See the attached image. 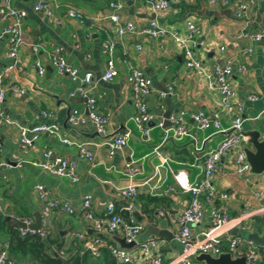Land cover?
I'll list each match as a JSON object with an SVG mask.
<instances>
[{"label":"crops","instance_id":"obj_1","mask_svg":"<svg viewBox=\"0 0 264 264\" xmlns=\"http://www.w3.org/2000/svg\"><path fill=\"white\" fill-rule=\"evenodd\" d=\"M110 1L46 0L54 12V19L62 22L57 25L44 13L34 11L38 0H13L16 9L27 12L23 22L26 44L19 48L15 69L4 79L6 100L3 109L15 126L0 128V250L4 244L10 243L12 230H20L6 218L22 222L32 220L34 224L35 215L42 216L44 203L39 198L38 189L42 186L49 201L68 203L76 212L69 215L54 211L45 240L49 251L63 253L60 256L66 261L79 257L82 264H104L107 250H103L100 258L81 255L82 242L77 234L101 238L114 245L118 244L113 237L121 235L94 231L82 215L83 199L91 195L95 216L103 217L115 193L134 184L139 193L135 213L144 217L147 226L166 231L173 237L151 235L143 225L145 229L139 244L155 237L158 240L155 253L163 257L164 263L176 260L182 253L176 241L180 230L178 219L187 208L190 195L177 187L173 173L185 171L191 182L200 181L207 156L217 150L226 136L214 128L200 130L198 124L187 116L191 136L174 140L165 116L168 111H186L188 115L220 112L222 127L228 129L231 126L235 114L222 110L221 96L210 86L209 74L216 63L232 62L245 67L243 74L232 78L236 99L243 105V131H260L264 135V41L256 42L245 37L264 32V0H253L254 4L249 0H233L229 7L211 6L204 0H176L171 2L169 9L160 12L154 11L143 0H123L124 6L119 12L122 23L133 22L138 28L157 20L168 31L183 32L186 23L193 21L200 32L198 54L205 68L201 73L186 67L183 52L169 35L157 40L138 34L117 37L110 21L113 14ZM241 1H249V11L246 17L238 18L237 7ZM2 2L0 0V5ZM71 10L84 15L85 23L71 19L68 16ZM7 24L0 19V34ZM105 40L116 42L115 62L119 76L112 83L100 81L108 61L102 46ZM139 45L141 50L137 49ZM33 46L37 47L36 51ZM57 47L65 50L69 63L82 75H94L92 93L98 97L99 111L110 119L104 132H97L89 121L79 128L68 124L72 110L87 114V101L70 96L73 83L68 76L60 75L52 64L50 54ZM9 49L8 41L3 39L0 42V72L10 63ZM125 56L153 81V94L147 103L149 110L156 115V122L150 126L149 138L143 136L133 121L137 110L130 92L128 70L123 63ZM37 62L45 68L42 76L38 73ZM170 88L174 95L167 94L162 98L161 94L169 92ZM251 96L257 100H250ZM43 111L54 112L50 122L60 128L64 139L87 144L95 152L94 166L78 159L76 146H67L48 136H43L27 154L21 151L18 126L32 127L43 122L39 120ZM123 132H130L131 140L121 153L110 159L107 144ZM242 144L223 156L215 181L216 188L229 195V200L222 204L223 208L232 219H240L223 236L224 253H230L229 241L234 237L249 241L250 235L257 234L264 239V211L243 217L264 209V174L237 172L236 159L243 152ZM157 148L161 155L155 152ZM48 152L52 153V160L78 161L80 183L73 185L68 179L54 177L34 166V163L46 162ZM164 159L168 160L167 163ZM131 163L140 170L134 181L127 174V165ZM172 186L174 191H170ZM160 212L165 215L161 216ZM210 226L207 217L201 225L192 227L193 234L200 237ZM131 250L140 252L139 247ZM244 250L245 246L240 245L231 254L233 258H239ZM12 258L18 264H37L31 254L13 255ZM194 264L205 263L195 261Z\"/></svg>","mask_w":264,"mask_h":264},{"label":"built area","instance_id":"obj_2","mask_svg":"<svg viewBox=\"0 0 264 264\" xmlns=\"http://www.w3.org/2000/svg\"><path fill=\"white\" fill-rule=\"evenodd\" d=\"M150 5L154 11L160 12L170 8L171 2L176 0H143ZM211 6L221 5L229 7L233 0H204ZM254 4L253 0H249ZM241 1L237 7V17H246L249 11L248 2ZM110 9L113 14L110 16V21L116 29V35L119 38L127 34L144 35L152 39H159L164 36H171L177 43L186 59V67L194 69L201 73L205 70L202 60L198 54L200 42L198 40L200 32L197 25L193 21H188L183 32L168 31L163 28L157 20L150 21L146 26L138 28L135 23H122L119 12L123 9V0H111ZM34 11L44 13L51 22L60 25L62 22L54 19V12L46 3V0H38L34 6ZM68 16L71 19H77L85 23L86 19L81 13L71 10ZM27 17V12L18 10L13 5V0H3L0 5V19L8 22L2 29L0 34V42L6 39L10 49L8 58L10 63L0 72V128L9 125L15 126V123L4 112L3 105L6 100V89L4 87V79L6 75L13 71L17 65L18 51L22 45H25V35L23 22ZM256 42L264 41V32L253 35H246ZM104 52L108 55V61L104 73L100 81L103 83H112L118 76L119 71L115 62L116 42L114 40H105L102 43ZM36 51L37 47L33 46ZM138 50L142 47L137 46ZM224 50V49H222ZM52 64L57 69L60 75L68 76L73 83V89L70 93L71 97H82L87 101V114L81 113L79 110H72L68 124L73 128H79L87 121L91 122L97 132L102 133L108 127L110 119L99 111L98 97L92 93L91 85L95 80L92 73L81 74V71L69 63L66 58L65 50L62 47L55 48L50 54ZM123 63L128 70V83L132 96L133 103L136 107V113L133 116V121L141 130L145 138H149L150 126L156 122V115L149 110L148 99L153 94V81L142 70L137 68L127 56L124 57ZM39 75L45 74V68L40 62L36 63ZM245 67L242 65H234L232 62L216 63L213 65L209 74L211 79V87L217 90L221 96L220 106L222 110L233 112L235 118L228 129H224L220 120V112L204 113L197 112L188 115L186 111L174 112L171 114L168 122L171 127L172 137L174 140H182L185 137L191 136L188 129L187 116L193 119L202 131L214 128L218 133L225 134V140L220 144L217 150L209 153L203 166L201 179L198 182H191L188 174L185 171L173 173L175 183L183 193L190 195V201L187 208L178 219L180 226L179 233L176 235V241L182 249L181 255L170 264H194L195 258L201 254H209L213 257H218L223 252V236L235 227L239 220H234L223 208L222 204L229 200V195L216 188L215 181L218 173V166L223 156L242 144L243 126L245 118L243 117V105L237 101V95L233 89L232 78L235 75L243 74ZM23 93V91H20ZM167 94L174 95V90L169 89V92L162 93L161 97L165 98ZM250 100L256 101L257 98L251 96ZM54 117L53 111H43L39 115V120H43L32 127L18 126L20 132V148L24 154L41 140L43 136H48L59 140L61 143L78 149L81 161H85L94 166L96 163V154L87 144H76L61 135L60 128L51 123L50 120ZM160 126H163L162 124ZM132 134L124 132L115 136L108 144V157L111 159L118 153H121L131 140ZM2 149L0 145V155ZM159 155V148L155 150ZM51 152L47 153L48 160L42 164L34 163V166L39 167L46 173L59 178L70 180L73 185L80 183V176L77 172L78 161H68L65 159H50ZM168 160L164 159L167 163ZM236 169L239 174L251 173V167L247 162L245 153H240L236 159ZM127 174L131 181L140 174V170L135 166V163L127 165ZM40 191L39 198L44 203L42 212V224L39 229L31 228L32 220H25L26 228H21L20 234L22 237H40L42 240L48 239L49 221L54 211H62L69 215H74L75 210L68 203H59L58 201H49L45 188L38 187ZM174 187L170 191H174ZM138 190L136 185H130L126 189L119 190L115 193L114 199L107 206L106 213L103 217H96L93 212V197L86 195L83 199L82 215L89 222L94 231L97 233L106 232L110 235H121L126 243H135L136 247L140 248V252H134L121 248L101 238H91L87 235L78 233L77 238L82 242L80 250L81 255H91L95 258H100L103 250L109 251L110 255L116 259L118 264H165L164 259L160 254L155 253L158 248V240L155 237L149 238L145 243L139 244L144 226L138 223L134 217L136 211V201L138 198ZM121 207L117 211V204ZM261 211L252 212L243 215L244 218L251 217L255 214H260ZM128 214L127 218L123 214ZM161 216L165 214L160 212ZM210 219L211 226L209 230L200 237H195L193 234V226L201 225L206 218ZM240 245L245 246L243 256L246 258L247 264H260L264 259V247L255 244L253 241H245L241 237H234L229 241L230 253L238 249ZM135 247V249H136ZM63 256V253L60 254ZM0 264H18L14 261L10 254L9 244H4L0 250Z\"/></svg>","mask_w":264,"mask_h":264},{"label":"water","instance_id":"obj_3","mask_svg":"<svg viewBox=\"0 0 264 264\" xmlns=\"http://www.w3.org/2000/svg\"><path fill=\"white\" fill-rule=\"evenodd\" d=\"M171 114L172 111H168L165 116L167 123H169L168 119L170 118ZM242 136V151L245 153L247 162L251 167V173L255 175L264 174V135L260 131H242ZM249 146H251V148ZM35 217L36 222L31 225V228L39 229L42 223V216L41 214H36ZM134 217L138 223L148 228L151 235L165 236L169 239L173 238L171 234L166 231H159L147 226V223L145 224L144 222V217L139 215V213H135ZM6 220L20 229L26 228L25 223L22 221L13 219L11 217L6 218ZM113 239L121 248L131 250L136 247L135 243H126L125 239L122 237L114 236ZM249 240L255 242L256 244L264 245V239L259 238L257 234L250 235ZM195 261L205 264H247L245 257L233 258L231 253H222L218 257H213L209 254H201L195 258ZM63 264H66V260L64 259Z\"/></svg>","mask_w":264,"mask_h":264},{"label":"trees","instance_id":"obj_4","mask_svg":"<svg viewBox=\"0 0 264 264\" xmlns=\"http://www.w3.org/2000/svg\"><path fill=\"white\" fill-rule=\"evenodd\" d=\"M121 205L117 204V211ZM123 214V213H122ZM127 218L126 213L123 214ZM10 254L13 255H27L31 254L37 264H63V257L58 253L49 251L47 241L40 237H22L20 231L14 228L11 232V240L9 243ZM106 255L104 264H118L109 251ZM66 264H82L79 257H71L67 259ZM260 264H264V259Z\"/></svg>","mask_w":264,"mask_h":264}]
</instances>
